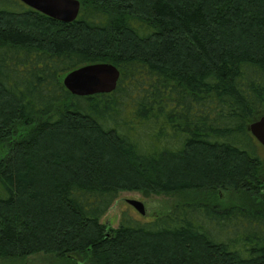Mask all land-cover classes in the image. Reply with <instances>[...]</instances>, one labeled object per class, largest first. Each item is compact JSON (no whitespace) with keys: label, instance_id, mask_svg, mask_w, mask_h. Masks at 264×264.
<instances>
[{"label":"trees","instance_id":"obj_1","mask_svg":"<svg viewBox=\"0 0 264 264\" xmlns=\"http://www.w3.org/2000/svg\"><path fill=\"white\" fill-rule=\"evenodd\" d=\"M78 1L62 23L0 0V261L264 264V0ZM101 63L112 93L64 88ZM182 191L252 202L101 223L121 192Z\"/></svg>","mask_w":264,"mask_h":264},{"label":"rangeland","instance_id":"obj_2","mask_svg":"<svg viewBox=\"0 0 264 264\" xmlns=\"http://www.w3.org/2000/svg\"><path fill=\"white\" fill-rule=\"evenodd\" d=\"M258 119L259 117L255 121ZM262 149L261 152H263ZM131 200L143 204L146 213L144 216L140 215L127 204V201ZM249 200L250 197L247 194L233 191H182L167 195H152L149 197H143L137 192H121L101 219V223L114 229L118 227L123 216L144 224L153 221L158 216L168 214L177 206L185 204L206 203L224 208L228 205H246L252 202V199L251 201ZM0 264H82V260L79 258L61 260L52 254L37 253L28 257L2 260Z\"/></svg>","mask_w":264,"mask_h":264},{"label":"water","instance_id":"obj_3","mask_svg":"<svg viewBox=\"0 0 264 264\" xmlns=\"http://www.w3.org/2000/svg\"><path fill=\"white\" fill-rule=\"evenodd\" d=\"M26 7L62 23L75 21L80 12L78 0H18ZM120 78L119 70L111 64H94L81 67L68 73L62 80L64 88L73 96L86 97L98 94H110ZM256 142L264 149V116L248 127ZM136 212L144 216L142 203L127 201Z\"/></svg>","mask_w":264,"mask_h":264}]
</instances>
